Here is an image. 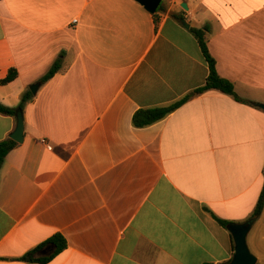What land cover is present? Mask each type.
Segmentation results:
<instances>
[{
  "label": "crops",
  "instance_id": "crops-1",
  "mask_svg": "<svg viewBox=\"0 0 264 264\" xmlns=\"http://www.w3.org/2000/svg\"><path fill=\"white\" fill-rule=\"evenodd\" d=\"M162 5L154 16L136 0H0V80L18 71L0 84L1 103L18 107L62 60L26 102L24 141L0 171V264L232 260L218 218L247 221L264 185V110L252 103H264V0ZM206 26L219 74L252 104L193 94L209 64L192 29ZM190 94L135 125L137 111ZM17 123L0 113V141ZM57 234L67 241L58 253ZM247 242L264 264V215ZM39 247L47 261L21 259Z\"/></svg>",
  "mask_w": 264,
  "mask_h": 264
},
{
  "label": "trees",
  "instance_id": "trees-1",
  "mask_svg": "<svg viewBox=\"0 0 264 264\" xmlns=\"http://www.w3.org/2000/svg\"><path fill=\"white\" fill-rule=\"evenodd\" d=\"M164 6L161 4L159 9L163 8ZM157 12L154 14L156 16ZM209 31V26H206L205 29L201 28H193L192 32L195 34L200 47L202 49V52L209 64V74L206 80L205 85L197 88L193 94H199L203 93L209 90H219L225 94H228L232 97H234L237 101L252 104L250 101L243 99L240 97L236 90L235 85L232 81L229 79H226L222 77L218 70H217V62L216 59L211 54L209 47H208V38L207 33ZM62 67V60L59 58L53 66L50 68V70L42 77L40 80L41 83L47 82L49 79H51L58 71H60ZM18 76V71L16 68L10 69L8 75L0 80V84H8L12 81H14ZM192 96V94L187 95L182 100L178 101L177 103L167 106V107H158V108H152V109H141L137 111L134 115V123L138 127L147 126L149 124L155 123L163 118H165L167 115L172 113L174 110H176L179 106H181L183 103H185L189 98ZM33 98V93L29 90L24 93L21 103L18 107H8L0 102V113L8 114V115H16L19 110H23L26 102H28L30 99ZM18 145V142H16L12 138H7L3 141H0V171L2 168V165L4 163V160L6 156L9 154L11 150H13ZM261 215H264V185L261 191V194L259 196L258 202L256 204L255 210L252 214V216L249 219L259 217ZM248 219V220H249ZM221 224H223L226 227H229L231 222L226 221L223 219L218 218ZM49 242H54L57 245V253L62 251L67 247V241L66 239L61 235L57 234L54 238L50 239ZM45 245V244H44ZM42 245V246H44ZM41 246V247H42ZM37 248L26 255H24L21 259L28 261V262H44L47 261L48 258H41L36 257L35 254L39 251L41 248ZM227 264V263H226ZM260 264V263H258Z\"/></svg>",
  "mask_w": 264,
  "mask_h": 264
},
{
  "label": "water",
  "instance_id": "water-1",
  "mask_svg": "<svg viewBox=\"0 0 264 264\" xmlns=\"http://www.w3.org/2000/svg\"><path fill=\"white\" fill-rule=\"evenodd\" d=\"M140 4H142L148 11L151 13H156L159 9L160 5L162 4L163 0H136ZM182 6L185 9H188V4L186 2L182 3ZM186 24V21H184ZM41 83H35L30 87L33 94L38 92ZM255 106L264 110V103L253 101L252 102ZM18 123L15 131L10 135L12 139H14L18 143H22L24 141V131H25V124H24V115L23 111L19 110L17 112ZM258 217L249 219L245 222L241 223H232L229 226V230L233 235L235 241V253L233 255L232 260L228 264H258L257 256L252 253L249 248L247 237L248 234Z\"/></svg>",
  "mask_w": 264,
  "mask_h": 264
},
{
  "label": "rangeland",
  "instance_id": "rangeland-1",
  "mask_svg": "<svg viewBox=\"0 0 264 264\" xmlns=\"http://www.w3.org/2000/svg\"><path fill=\"white\" fill-rule=\"evenodd\" d=\"M259 225H260V224H258V226H257V227H259ZM257 227H256L255 231H257V229H258Z\"/></svg>",
  "mask_w": 264,
  "mask_h": 264
}]
</instances>
